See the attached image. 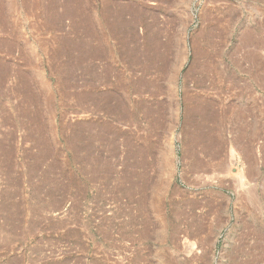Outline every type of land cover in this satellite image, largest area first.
<instances>
[{
	"label": "rangeland",
	"instance_id": "374dc122",
	"mask_svg": "<svg viewBox=\"0 0 264 264\" xmlns=\"http://www.w3.org/2000/svg\"><path fill=\"white\" fill-rule=\"evenodd\" d=\"M0 264H264V0H0Z\"/></svg>",
	"mask_w": 264,
	"mask_h": 264
}]
</instances>
